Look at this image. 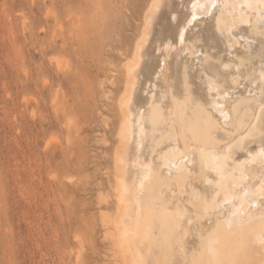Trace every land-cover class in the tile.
Masks as SVG:
<instances>
[{"label": "bare ground", "instance_id": "bare-ground-1", "mask_svg": "<svg viewBox=\"0 0 264 264\" xmlns=\"http://www.w3.org/2000/svg\"><path fill=\"white\" fill-rule=\"evenodd\" d=\"M143 15L116 100L117 262L264 264V0Z\"/></svg>", "mask_w": 264, "mask_h": 264}, {"label": "rangeland", "instance_id": "rangeland-1", "mask_svg": "<svg viewBox=\"0 0 264 264\" xmlns=\"http://www.w3.org/2000/svg\"><path fill=\"white\" fill-rule=\"evenodd\" d=\"M149 2L0 0V264H118L116 100Z\"/></svg>", "mask_w": 264, "mask_h": 264}]
</instances>
